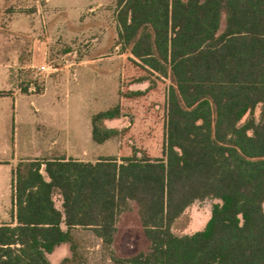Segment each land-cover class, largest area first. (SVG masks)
Segmentation results:
<instances>
[{
	"label": "trees",
	"instance_id": "16d2710c",
	"mask_svg": "<svg viewBox=\"0 0 264 264\" xmlns=\"http://www.w3.org/2000/svg\"><path fill=\"white\" fill-rule=\"evenodd\" d=\"M116 5L119 45L130 61L172 83L164 157L19 163L12 222L0 224V264H52L49 256L63 245L72 258L60 264H76L74 230H93L112 246L132 203L150 248L116 264H264V0ZM140 74L130 85L149 83ZM149 90L127 88L123 97L139 100ZM123 118L121 106L95 114L93 141L122 140L128 129L106 122ZM209 198L221 203L205 228L176 235L186 211Z\"/></svg>",
	"mask_w": 264,
	"mask_h": 264
},
{
	"label": "rangeland",
	"instance_id": "374dc122",
	"mask_svg": "<svg viewBox=\"0 0 264 264\" xmlns=\"http://www.w3.org/2000/svg\"><path fill=\"white\" fill-rule=\"evenodd\" d=\"M224 26L225 23L222 30ZM10 41L24 44L30 58L36 62L41 59L38 56L40 49L49 42L53 59L48 63L51 67L48 73L59 69L56 73L62 76V90L54 98L56 102L51 98L44 101L29 96L14 114L11 102H2L5 103L2 106L4 115L10 118L9 136L5 151H0V159L11 161L14 150L21 158L45 159L59 153L61 148L64 152L54 156L68 153L71 158L91 163L135 153L138 157H164L167 99L172 83L169 79L141 72L130 61L133 56L123 51L119 45L116 0H0V43ZM85 58L103 59L93 64L97 70L118 68L113 81L104 82L100 76L88 73L82 77L79 90L75 86L70 90V85L74 83L73 71L63 67ZM28 73L32 91H41L46 73L38 72V68H31ZM139 74L148 76L149 83L134 84L131 89L146 91L150 87L148 94L139 100L125 99L123 95L130 87L132 77ZM104 84L108 89L102 87ZM116 106H121L125 115L116 127L128 129L123 139H113L105 145L86 142L87 130L92 131V117ZM260 118L261 108H258L254 119L259 122ZM52 125L56 130L66 129L64 132L72 133L73 137L78 135V144L60 146L53 153L48 151L46 144L52 134ZM44 135L47 138L41 141ZM13 178L6 165L0 164V224L12 222ZM55 202L57 208L63 211L60 196L55 197ZM218 203L221 202L213 198L196 202L175 225L173 232L182 237L202 231L211 219L214 205ZM139 215V208L132 203L130 210L118 222V238L112 246L105 245L93 230L75 229L76 264H116L117 260L148 251L150 245L145 239ZM63 228L67 229L65 225ZM68 257L72 258V252L70 246L65 245L50 255L49 260L52 264H60Z\"/></svg>",
	"mask_w": 264,
	"mask_h": 264
},
{
	"label": "crops",
	"instance_id": "0c3cea01",
	"mask_svg": "<svg viewBox=\"0 0 264 264\" xmlns=\"http://www.w3.org/2000/svg\"><path fill=\"white\" fill-rule=\"evenodd\" d=\"M10 40V39H9ZM51 44L49 42L45 43V45L40 49L41 53L38 55L41 57V59L36 62L33 61L30 58V53L26 46L24 44H17L13 42L9 43H0V151L1 153L5 151V144L7 141V134L8 131V124H9V116L4 115V107H2L7 100H9L13 106V114L16 113L18 110L20 103L25 101L29 96L39 98L40 100H48L51 98L53 99V102H56L54 98H57V95L61 92L62 90V84L60 81V78L62 76L58 72L59 69H56V72H50L46 73L44 75V84L41 88L40 93H35L32 91V84L29 86L30 82V76H29V69L31 68H39L43 66H48V63L52 61V53L49 47ZM3 47V49H2ZM122 56V55H121ZM120 56V57H121ZM103 59L96 58V59H90V58H85L82 59L79 62H71L68 63V65L64 66V70L71 69L73 71L72 75V80H74L73 84L70 85V90L75 86L76 89H80L81 87V81L82 77L85 76L86 74L90 73V75L94 76H100L104 82H111L112 77L114 73L118 71V68H113L111 70L108 69H101L97 70L93 66V64L97 62H102ZM93 68V69H92ZM68 72V71H66ZM98 73L95 75V73ZM45 74V73H44ZM140 84H145V83H140ZM134 85V84H133ZM25 86H28V88H25ZM132 85H130L129 90L131 91H144L143 89H131ZM102 87H105L106 89L107 86L104 84ZM56 105V104H54ZM119 120L115 121H107L106 125L109 128H117L116 124H118ZM49 128V125L47 126ZM66 129H57L53 127L52 125V134L50 136V139L48 140L49 142L46 144V148L48 151H51L52 153L56 151L58 147H63V146H74L78 144L79 138L76 135L73 137L72 133L67 134L65 133ZM59 131V132H58ZM39 133V130L38 132ZM47 135H44L43 140H46ZM86 142H92L93 137H92V131L88 129L86 132V137H85ZM111 141V140H110ZM94 142V141H93ZM109 142V141H108ZM108 142L102 144L105 145ZM99 145V144H98ZM2 146V147H1ZM15 151V150H14ZM13 151V158L11 161L0 159V164L6 165L7 167V172L12 174V177H14V172L16 171L17 166L21 162H26V161H33V160H54L58 158H66L67 160L69 159H75L71 158L68 155V151L65 152L67 155H62V156H54L57 154H61L63 149L59 150V153L56 152L53 156H50L48 158L42 159L39 157H31V158H21L18 154H16V151ZM4 154V153H3ZM81 162H87L84 159H75ZM88 163V162H87ZM43 167V172H44ZM14 179V178H13ZM64 229V228H63ZM65 246V245H63ZM62 246L58 249H61ZM57 249V250H58Z\"/></svg>",
	"mask_w": 264,
	"mask_h": 264
},
{
	"label": "built area",
	"instance_id": "2783aa9c",
	"mask_svg": "<svg viewBox=\"0 0 264 264\" xmlns=\"http://www.w3.org/2000/svg\"><path fill=\"white\" fill-rule=\"evenodd\" d=\"M50 70H51L50 66H43V67L38 68V72L40 73H48Z\"/></svg>",
	"mask_w": 264,
	"mask_h": 264
},
{
	"label": "water",
	"instance_id": "95a60500",
	"mask_svg": "<svg viewBox=\"0 0 264 264\" xmlns=\"http://www.w3.org/2000/svg\"><path fill=\"white\" fill-rule=\"evenodd\" d=\"M46 168H44V172H45Z\"/></svg>",
	"mask_w": 264,
	"mask_h": 264
}]
</instances>
